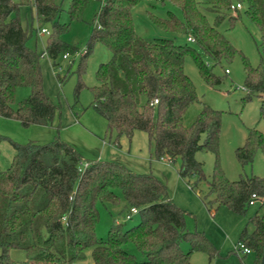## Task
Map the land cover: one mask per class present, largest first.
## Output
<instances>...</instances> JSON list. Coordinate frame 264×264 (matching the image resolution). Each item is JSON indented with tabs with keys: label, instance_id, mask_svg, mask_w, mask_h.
I'll list each match as a JSON object with an SVG mask.
<instances>
[{
	"label": "trees",
	"instance_id": "1",
	"mask_svg": "<svg viewBox=\"0 0 264 264\" xmlns=\"http://www.w3.org/2000/svg\"><path fill=\"white\" fill-rule=\"evenodd\" d=\"M92 1L100 3L95 14L88 48L103 44L111 53L97 70L99 85L90 88L93 107L107 122V132L132 138L135 131L149 135L157 159H181L182 178L207 181L200 151L216 155V167L209 182L206 201L209 211L227 207L246 215L253 195L259 210L240 234L261 264L264 255V177L241 176L229 180L220 165L219 140L222 111L204 104L195 121L185 125L189 109L200 102L197 88L185 72L191 55L200 75L212 86L222 78L207 65L232 61L240 54L245 64V87L250 94L264 97V51L261 64L254 67L218 27L227 16L233 28L240 9L232 10V0H211L216 10L214 22L200 9L197 0H168L183 15L169 12L166 18L149 13L160 28L191 36L194 45L177 44L170 39L148 41L136 31L133 10L142 0H71L70 22L62 24L64 0H0V116L19 121L24 127L51 125L59 106L45 93L41 71L44 54L60 67L65 55L78 53V47L61 39L74 21H83ZM164 1V0H160ZM245 8L248 19L261 31L264 40V0H235ZM22 5L35 8L39 23H50L46 49L39 54L28 46L38 30L22 26L18 16ZM202 52V54L200 53ZM226 72V71H225ZM64 80V79H62ZM28 87L30 96L16 103L19 88ZM85 84L76 87V102ZM159 97L152 106L151 99ZM262 107H264V102ZM264 117V112L262 113ZM16 154L9 169H0V264L11 263L10 252L24 251L30 264H74L85 262L90 250L92 264H192L194 253L213 259L217 249L209 239L187 227V212L169 197L167 185L150 174H139L118 161H91L81 169L82 157L71 145L57 139L47 144L13 142ZM264 148V134L249 129L236 157L242 166L252 164L256 152ZM120 206L131 215L115 221L105 239L96 234L99 222L97 204ZM138 210L132 214V209ZM263 211V212H259ZM137 216V225L126 229ZM187 245L188 251L185 250Z\"/></svg>",
	"mask_w": 264,
	"mask_h": 264
},
{
	"label": "rangeland",
	"instance_id": "2",
	"mask_svg": "<svg viewBox=\"0 0 264 264\" xmlns=\"http://www.w3.org/2000/svg\"><path fill=\"white\" fill-rule=\"evenodd\" d=\"M19 1V0H16ZM203 11L214 22L216 8L211 0H197ZM235 4L236 1L232 0ZM71 0H64L63 12L60 22H70L68 9ZM100 8V3L92 1L88 5L83 21H74L68 31L61 35V39L78 47V53L62 60L61 68L53 66L48 55L41 58V71L45 93L59 106V110L51 125H32L24 127L19 121L0 116V169L5 171L10 168L16 150L13 142L26 144L35 142L47 144L57 139L74 147L82 157L81 169L91 161L112 162L118 161L130 170L139 174H150L167 185L169 197L175 204L185 210L187 227L190 231L203 233L216 247L217 255L209 259L206 253L196 252L191 258L192 264H254L255 255H242L235 251V246L240 240V234L249 219L259 210V206H250L246 215L233 213L227 207H220L214 214L209 211L206 201L208 197L209 182L216 167V155L212 152L200 151L196 159L203 163V170L207 181L196 183L193 178L184 179L179 174L181 159L174 162L162 161L154 155L153 145L149 135L143 131H135L132 138L126 135L119 136L117 132H107V122L94 109L92 103L94 95L90 88L100 84L97 70L102 63L111 58L110 50L103 44H96L86 57H83L88 48V41L92 31L95 14ZM174 13L183 19L181 10L168 0H142L133 10L134 26L137 33L148 41L155 39H170L177 44H190L188 36L166 31L158 27L149 13L166 18L168 13ZM237 15L236 11H226L227 16L218 27L254 67L261 64L264 51V40L260 29L247 17L245 8L240 9L239 18L233 28H230L228 18ZM22 26L26 29L33 26L38 30L28 41V46L43 54L49 35L40 33L42 28L52 31L50 23H39L36 10L30 5H22L17 14ZM202 54V52H200ZM204 62L213 72L222 78L220 86L212 87L202 78L199 68L191 55L185 61V72L195 84L200 99L186 114L185 125H191L204 104L222 111L221 134L219 140L220 165L229 180H238L241 176L264 177V148H260L252 164L242 166L237 160L236 150L244 145L249 129H258L264 134V97L261 94H250L245 87V64L241 55L236 54L232 61H224L221 65H214L203 56ZM228 70L229 73L225 71ZM64 79V80H62ZM79 82L85 84L80 90L76 102V87ZM28 87H21L16 94L15 107L19 102L30 96ZM99 222L96 234L100 239H105L111 225L117 220L125 222V213H121L120 206L97 204ZM263 212V211H259ZM137 216L126 223L129 229L137 225ZM185 245V250L188 251ZM2 250L0 249V256ZM11 263L2 264H30L27 263L24 251L13 250L9 256ZM74 264H92V255L89 250L85 262Z\"/></svg>",
	"mask_w": 264,
	"mask_h": 264
},
{
	"label": "built area",
	"instance_id": "3",
	"mask_svg": "<svg viewBox=\"0 0 264 264\" xmlns=\"http://www.w3.org/2000/svg\"><path fill=\"white\" fill-rule=\"evenodd\" d=\"M241 8H242V5L239 4V3H238V4H233V5L231 6V9H232V10H235V9H241ZM40 33L50 35V31H49L47 28H42V29L40 30ZM188 41L191 42V43H193L195 40H194L193 37L189 36V37H188ZM85 52H86V50H85ZM68 57H69L68 55H65V56H64V58H68ZM226 73H229V71L226 70ZM246 90H247L248 93H250V91H249L247 88H246ZM263 95H264V94H263ZM150 104H151L152 106H157V105L159 104V97H155V98L151 99ZM86 166H87V164H86ZM86 166H85V167H86ZM84 169H85V168H84ZM84 169H82V170H84ZM252 198H253V200L250 202V205H251V206H253V205L255 204L254 199H256V195H253ZM137 212H138L137 209H135V208L132 209V214H136ZM130 218H131V215L126 216V219H127V220L130 219ZM235 251H236L237 253L242 254V255H248V254L252 253V250H251L249 247H247V246H246L244 243H242V242H238V244L235 246Z\"/></svg>",
	"mask_w": 264,
	"mask_h": 264
},
{
	"label": "crops",
	"instance_id": "4",
	"mask_svg": "<svg viewBox=\"0 0 264 264\" xmlns=\"http://www.w3.org/2000/svg\"><path fill=\"white\" fill-rule=\"evenodd\" d=\"M162 161H167L166 159H160ZM258 205V202H255V204L253 206H257ZM217 210H213L211 213L214 214ZM244 229V228H243ZM250 254H253V253H250Z\"/></svg>",
	"mask_w": 264,
	"mask_h": 264
},
{
	"label": "water",
	"instance_id": "5",
	"mask_svg": "<svg viewBox=\"0 0 264 264\" xmlns=\"http://www.w3.org/2000/svg\"><path fill=\"white\" fill-rule=\"evenodd\" d=\"M261 264H264V255H263V259H262V263Z\"/></svg>",
	"mask_w": 264,
	"mask_h": 264
}]
</instances>
